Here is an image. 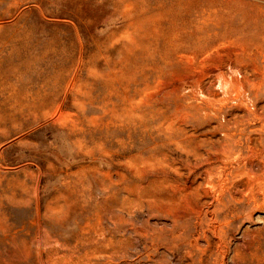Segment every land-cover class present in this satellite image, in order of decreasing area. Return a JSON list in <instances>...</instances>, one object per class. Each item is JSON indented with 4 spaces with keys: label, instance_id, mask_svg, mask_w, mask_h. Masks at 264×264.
Instances as JSON below:
<instances>
[{
    "label": "rangeland",
    "instance_id": "374dc122",
    "mask_svg": "<svg viewBox=\"0 0 264 264\" xmlns=\"http://www.w3.org/2000/svg\"><path fill=\"white\" fill-rule=\"evenodd\" d=\"M0 264H264V0H0Z\"/></svg>",
    "mask_w": 264,
    "mask_h": 264
}]
</instances>
